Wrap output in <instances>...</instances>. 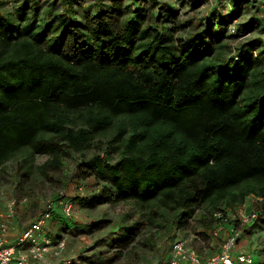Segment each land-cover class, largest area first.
I'll return each instance as SVG.
<instances>
[{"label": "trees", "instance_id": "trees-1", "mask_svg": "<svg viewBox=\"0 0 264 264\" xmlns=\"http://www.w3.org/2000/svg\"><path fill=\"white\" fill-rule=\"evenodd\" d=\"M178 1L0 0V174L17 163L0 200L39 209L27 223L16 211L20 231L51 212V239L97 235L79 264L151 263L139 247L164 264L186 231L212 254L223 223L264 232V19L255 0L226 15ZM36 179L58 186L42 211ZM74 206L97 214L80 223Z\"/></svg>", "mask_w": 264, "mask_h": 264}, {"label": "built area", "instance_id": "built-area-1", "mask_svg": "<svg viewBox=\"0 0 264 264\" xmlns=\"http://www.w3.org/2000/svg\"><path fill=\"white\" fill-rule=\"evenodd\" d=\"M25 202L26 200L17 204L15 200H8L0 208V264H79L78 258L67 254L65 239L53 240L45 233L44 228L52 218L51 212H45L27 229L20 231L15 240H11L10 232L16 219V211ZM60 205L63 215L71 218L72 204L61 202ZM215 216L221 218L220 213ZM237 216L245 224L255 217L254 214L248 216L245 208L239 210ZM230 218L235 219V215ZM225 227L229 225L223 223L213 232V237L221 238L220 245L214 253L208 255L198 253L187 242L177 237L171 244L169 258L165 264H253L252 256L239 247L237 233L225 230ZM260 253L264 257V252Z\"/></svg>", "mask_w": 264, "mask_h": 264}, {"label": "rangeland", "instance_id": "rangeland-1", "mask_svg": "<svg viewBox=\"0 0 264 264\" xmlns=\"http://www.w3.org/2000/svg\"><path fill=\"white\" fill-rule=\"evenodd\" d=\"M43 1V0H41ZM59 1V0H58ZM164 1H170V0H164ZM175 3V0H171V2ZM76 3L78 5V3H80L79 5H82L83 7L87 6V2L86 0H76ZM186 5H185V4ZM180 4V9L179 13H184L185 11L189 10L188 6L190 4V0H184L183 1V6L181 3H179L178 1V5ZM206 5H213L216 7L217 11L221 10L225 15L228 14L230 12V10L234 9V4L232 0H203V4H201V6L196 10L197 13H201L203 11V9L206 7ZM254 6L257 7V19H264V0H255V2L253 3ZM251 11H254V7L252 8ZM233 27V26H232ZM231 27V28H232ZM45 157H37L36 158V164H41L42 162L45 161ZM16 170H17V163L16 162H10L7 164V166L5 167V170H3L0 174V179L2 181V183L0 184V196L1 197H6V195H8L9 193H11V181L13 180L15 174H16ZM35 191V195H39L38 198L37 196H34V200H37L39 202H41V204L39 205L40 207V211H42L43 208V203L41 200L42 198L41 195H45V196H49L51 195L52 191L58 189V186L53 182H50L48 180H42V179H36V181H34L33 183V187H32ZM38 188L39 190H42V193L38 192ZM83 187H79L78 190H81ZM74 188L73 191L70 194H74ZM4 204V201L0 200V208L2 207V205ZM25 207L26 205H22L19 206V210H18V215L17 216V220H19V218H23L24 215H27L25 213ZM124 209L122 208H114V209H109V214L110 216H114V217H118L121 213H123ZM39 212L38 211H33L31 213H28L29 215H27L25 217V219H23V221H25V223H27L29 221V216L32 214H37ZM74 216L76 217V219L80 222L85 224L87 220H91L92 218L90 217V215L92 216H96L97 211L96 212H92L90 213H85L83 211H80L79 209H77L76 206H74ZM89 217V219H88ZM17 220L15 219V223H16V227H18L17 224ZM54 222H52L50 225H48V228L51 230V227L54 226ZM54 231H56V227L54 226ZM252 232V226L250 224H248V226L244 227L243 229H239L237 236L239 238V245L244 246L245 248L243 249L246 253L250 254L253 258L254 263L253 264H264V257L262 255V253L259 252V250H262L264 248V232H257L254 234H249ZM255 232V231H254ZM151 233L154 235V238L156 240V243L158 245V248L160 251L163 250L164 247V243H163V238L166 237L165 235H160L158 236V234H163L164 231H156V229L151 230ZM158 233V234H157ZM248 233V234H247ZM213 235V233H212ZM86 236V237H85ZM85 236H73L70 237V239H68V252L67 254L69 255H73L76 258L78 256H83V257H88L94 253H97L100 248V246H97V244L95 243L97 235L95 236H89V235H85ZM179 238H181L183 241L187 242L189 245L192 243V241L194 240L195 233L192 231H186V232H182V234L180 233ZM215 240H213V247L210 246L211 250L208 251V253H214L217 249V247L220 245V241L218 240L217 237H214ZM173 241H170L169 244H171ZM164 246V247H163ZM191 246V245H190ZM140 248V252H142V256L145 257L147 260L151 261V263L149 264H158V262L161 261V257L159 255H157V253L154 250H150L148 247L147 248H143V247H139ZM193 248V247H192ZM83 253V254H82ZM134 258V257H133ZM169 255H167L165 257V262L164 264L168 261ZM85 259V258H84ZM88 259V258H86ZM135 260V258H134ZM85 262L83 264H89L88 260H84ZM118 264H128V262L126 260H122L120 263ZM135 264H146L143 260H135Z\"/></svg>", "mask_w": 264, "mask_h": 264}, {"label": "crops", "instance_id": "crops-1", "mask_svg": "<svg viewBox=\"0 0 264 264\" xmlns=\"http://www.w3.org/2000/svg\"><path fill=\"white\" fill-rule=\"evenodd\" d=\"M12 226L13 227L11 229L10 236H11V240H15L18 237V235L20 234V229H19V227H16L15 221H13ZM239 247H241L242 249L245 248L244 246H241V245H239Z\"/></svg>", "mask_w": 264, "mask_h": 264}]
</instances>
